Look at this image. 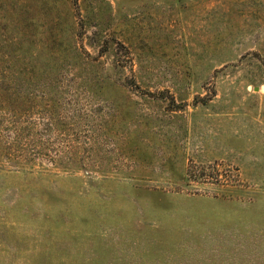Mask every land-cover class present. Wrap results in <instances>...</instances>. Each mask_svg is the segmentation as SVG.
<instances>
[{
  "label": "rangeland",
  "instance_id": "obj_1",
  "mask_svg": "<svg viewBox=\"0 0 264 264\" xmlns=\"http://www.w3.org/2000/svg\"><path fill=\"white\" fill-rule=\"evenodd\" d=\"M0 264H264V0H0Z\"/></svg>",
  "mask_w": 264,
  "mask_h": 264
}]
</instances>
